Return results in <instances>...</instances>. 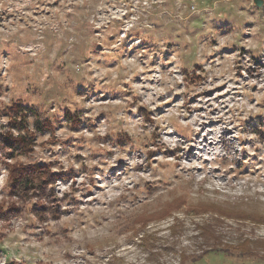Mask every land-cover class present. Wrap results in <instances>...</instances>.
Wrapping results in <instances>:
<instances>
[{
  "label": "rangeland",
  "instance_id": "1",
  "mask_svg": "<svg viewBox=\"0 0 264 264\" xmlns=\"http://www.w3.org/2000/svg\"><path fill=\"white\" fill-rule=\"evenodd\" d=\"M38 163L56 202L11 194ZM12 263L264 264V0H0Z\"/></svg>",
  "mask_w": 264,
  "mask_h": 264
},
{
  "label": "trees",
  "instance_id": "2",
  "mask_svg": "<svg viewBox=\"0 0 264 264\" xmlns=\"http://www.w3.org/2000/svg\"><path fill=\"white\" fill-rule=\"evenodd\" d=\"M20 110H22L21 106L18 107L17 111L21 112ZM15 124L21 125L22 122H16ZM17 128H19V130L22 129L19 126ZM31 139L32 138L29 137L28 133L25 135H15L13 133H9L5 138H3V141L5 142L7 150L9 152H12L10 156H14L18 153L20 154L25 153L28 150L30 151ZM9 169L11 179V194L13 195V197H17L23 200H27L32 196V194H35L39 197H41L40 195H45L43 200L52 198V200L56 202V195L50 190V188H52L58 178H66L65 175L59 177L52 170L50 165L39 163L28 166L11 165L9 166ZM44 207L45 206L43 205L39 206V208ZM12 209L14 211L19 210L16 207H12ZM54 209L55 207H53L52 210Z\"/></svg>",
  "mask_w": 264,
  "mask_h": 264
},
{
  "label": "water",
  "instance_id": "3",
  "mask_svg": "<svg viewBox=\"0 0 264 264\" xmlns=\"http://www.w3.org/2000/svg\"><path fill=\"white\" fill-rule=\"evenodd\" d=\"M257 4L260 5V2L257 1Z\"/></svg>",
  "mask_w": 264,
  "mask_h": 264
}]
</instances>
